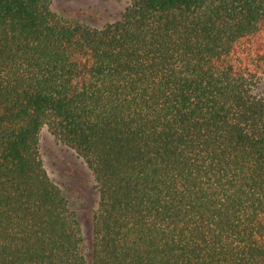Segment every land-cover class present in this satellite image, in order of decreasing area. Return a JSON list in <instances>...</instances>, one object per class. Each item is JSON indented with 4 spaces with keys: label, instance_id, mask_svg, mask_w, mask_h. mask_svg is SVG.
<instances>
[{
    "label": "trees",
    "instance_id": "16d2710c",
    "mask_svg": "<svg viewBox=\"0 0 264 264\" xmlns=\"http://www.w3.org/2000/svg\"><path fill=\"white\" fill-rule=\"evenodd\" d=\"M52 1L0 0V264H264V0ZM43 128L92 174L88 254Z\"/></svg>",
    "mask_w": 264,
    "mask_h": 264
},
{
    "label": "rangeland",
    "instance_id": "374dc122",
    "mask_svg": "<svg viewBox=\"0 0 264 264\" xmlns=\"http://www.w3.org/2000/svg\"><path fill=\"white\" fill-rule=\"evenodd\" d=\"M128 0H53L52 7L63 14L93 26L115 20ZM256 92L264 96V79ZM41 155L51 178L62 188L75 211L84 236V250L88 254L92 238L93 211L97 206V192L92 174L74 150L59 143L46 128L41 132Z\"/></svg>",
    "mask_w": 264,
    "mask_h": 264
}]
</instances>
